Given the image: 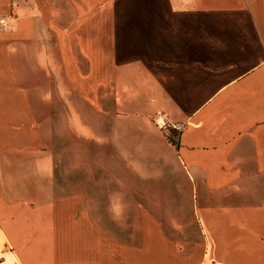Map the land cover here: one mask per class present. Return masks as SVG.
<instances>
[{
    "label": "crops",
    "instance_id": "obj_1",
    "mask_svg": "<svg viewBox=\"0 0 264 264\" xmlns=\"http://www.w3.org/2000/svg\"><path fill=\"white\" fill-rule=\"evenodd\" d=\"M0 18V264H264V0H0ZM43 69L134 112L113 199L42 191L24 144Z\"/></svg>",
    "mask_w": 264,
    "mask_h": 264
},
{
    "label": "rangeland",
    "instance_id": "obj_2",
    "mask_svg": "<svg viewBox=\"0 0 264 264\" xmlns=\"http://www.w3.org/2000/svg\"><path fill=\"white\" fill-rule=\"evenodd\" d=\"M42 75L41 94L32 96L42 106L41 111L36 112V141L24 144L27 152L40 153V161H45V166L50 169L51 175L43 177L42 191L45 195L77 194L82 198L84 209L85 198L87 202L99 198L113 199L117 191H114L115 179L110 167L119 160L110 156L116 150L129 152L131 149L128 142H121L119 149L116 147L114 133H123L127 127L114 125L115 122L120 125L126 122L121 120L133 118L134 112L115 109L117 98L113 93L85 96L78 86L80 80L70 82L65 77L55 80L50 71L44 69ZM61 75L64 76L63 73ZM99 98L102 106L106 104V109H97ZM150 119L154 120L153 117ZM139 130L141 127H138ZM175 132L169 130L166 138L174 140ZM120 136L124 137L123 134ZM103 153L109 157H104ZM29 160L35 164L32 165ZM125 161L129 160H122V163ZM34 165H38L37 160L27 155L26 167Z\"/></svg>",
    "mask_w": 264,
    "mask_h": 264
},
{
    "label": "built area",
    "instance_id": "obj_3",
    "mask_svg": "<svg viewBox=\"0 0 264 264\" xmlns=\"http://www.w3.org/2000/svg\"><path fill=\"white\" fill-rule=\"evenodd\" d=\"M6 23L5 19L0 18V24ZM156 115L160 116V118L163 120L162 128H170V130L178 131L181 129L180 123H172L168 120L167 115L162 112L156 113Z\"/></svg>",
    "mask_w": 264,
    "mask_h": 264
},
{
    "label": "trees",
    "instance_id": "obj_4",
    "mask_svg": "<svg viewBox=\"0 0 264 264\" xmlns=\"http://www.w3.org/2000/svg\"><path fill=\"white\" fill-rule=\"evenodd\" d=\"M175 135V134H174ZM176 137V136H175ZM171 143H173V144H175V139L174 140H172L171 138L170 139H168Z\"/></svg>",
    "mask_w": 264,
    "mask_h": 264
}]
</instances>
